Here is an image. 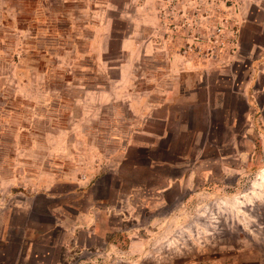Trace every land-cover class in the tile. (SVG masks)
I'll return each mask as SVG.
<instances>
[{
	"label": "rangeland",
	"instance_id": "obj_1",
	"mask_svg": "<svg viewBox=\"0 0 264 264\" xmlns=\"http://www.w3.org/2000/svg\"><path fill=\"white\" fill-rule=\"evenodd\" d=\"M0 264H264V0H0Z\"/></svg>",
	"mask_w": 264,
	"mask_h": 264
},
{
	"label": "bare ground",
	"instance_id": "obj_2",
	"mask_svg": "<svg viewBox=\"0 0 264 264\" xmlns=\"http://www.w3.org/2000/svg\"><path fill=\"white\" fill-rule=\"evenodd\" d=\"M256 186H257V187H261V184H260V183H257ZM247 201L251 202L250 199H248ZM238 204H239V202H238V201H235L234 205H235V206H238Z\"/></svg>",
	"mask_w": 264,
	"mask_h": 264
},
{
	"label": "crops",
	"instance_id": "obj_3",
	"mask_svg": "<svg viewBox=\"0 0 264 264\" xmlns=\"http://www.w3.org/2000/svg\"><path fill=\"white\" fill-rule=\"evenodd\" d=\"M111 98V97H110ZM156 109L158 108V107H155ZM153 110V109H152ZM168 119H162V121H164V122H166Z\"/></svg>",
	"mask_w": 264,
	"mask_h": 264
}]
</instances>
